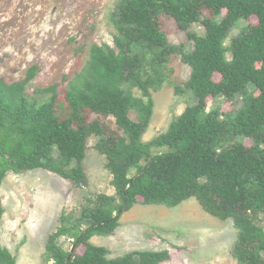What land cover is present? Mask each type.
Returning a JSON list of instances; mask_svg holds the SVG:
<instances>
[{
  "label": "trees",
  "instance_id": "1",
  "mask_svg": "<svg viewBox=\"0 0 264 264\" xmlns=\"http://www.w3.org/2000/svg\"><path fill=\"white\" fill-rule=\"evenodd\" d=\"M108 17L115 30L112 43H92L84 65L62 90L53 83L35 87L32 95L26 91L37 64L18 80L0 76V183L7 172L42 168L86 185L82 161L92 134L112 174L115 194L97 193L94 206L77 217L60 214L45 241L44 264L165 261L167 249L109 257L108 249L90 238L112 234L134 204L171 207L189 197L219 220H232L238 264H264V228L255 221L264 213V0H115ZM239 18L247 24L226 45ZM165 19L186 32L191 48L185 41H168ZM193 23L203 27L202 35L190 30ZM172 55L189 67L188 77L173 84L174 92H189L195 102L145 142L151 90L168 81ZM219 95L230 101L243 95L244 102L236 110L207 109V97ZM241 137L251 143L244 145ZM153 147L166 150L152 154ZM3 210L0 199V216ZM61 236L73 240L71 249L58 242ZM0 264H15L2 245Z\"/></svg>",
  "mask_w": 264,
  "mask_h": 264
},
{
  "label": "rangeland",
  "instance_id": "2",
  "mask_svg": "<svg viewBox=\"0 0 264 264\" xmlns=\"http://www.w3.org/2000/svg\"><path fill=\"white\" fill-rule=\"evenodd\" d=\"M114 4L115 0H0V76L6 81L18 80L29 66L37 64V73L26 91L32 95L35 87L53 83L62 90L84 65L92 43H112L115 30L108 16ZM164 22L170 43L185 41L187 48L192 47L185 31L178 29L171 19ZM246 24L247 19H237L225 44ZM190 30L198 35L204 33L198 23L191 24ZM226 56L229 57V52ZM169 67L168 81L158 90H151L152 114L142 141L164 132L187 104L195 102L191 93L178 95L173 88L175 82L188 77V65L178 55H172ZM247 90L251 91L252 87L249 85ZM132 93L141 95L137 88ZM243 102V95H236L232 101L222 95L215 100L209 96L207 109L218 105L224 111L236 110ZM130 117L136 120V112L131 111ZM237 139L244 145L251 143L249 138ZM96 140L97 136L92 134L86 142L82 161L88 177L86 185L77 186L42 168L7 172L2 179L0 199L4 210L0 216V245L15 257V264H44L46 238L55 229L62 212L77 217L82 208L94 206L97 193L115 194L106 157L94 146ZM165 150L153 147L151 153ZM118 221L112 234L90 238L91 243L105 246L109 257L134 249H167L169 258L158 264H238L232 254L237 240L232 220H219L206 213L194 197L171 207L137 203L123 212ZM255 221L264 228V213L258 214ZM72 241L67 236L58 238L68 250ZM81 249L78 247L77 251Z\"/></svg>",
  "mask_w": 264,
  "mask_h": 264
}]
</instances>
